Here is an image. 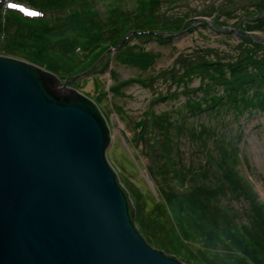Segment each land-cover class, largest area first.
Segmentation results:
<instances>
[{"label": "rangeland", "instance_id": "374dc122", "mask_svg": "<svg viewBox=\"0 0 264 264\" xmlns=\"http://www.w3.org/2000/svg\"><path fill=\"white\" fill-rule=\"evenodd\" d=\"M95 1L99 11L107 9L104 3L107 0ZM141 1L126 4L128 10L116 19L112 13L83 18L94 14L77 17L78 13L65 12L61 18L53 19L47 30L29 26L0 9V54L51 71L62 78L61 82L66 81V86L90 98L98 100V93H102L98 107L113 136L106 155L133 206L135 201L137 203V208L133 209L134 222L147 243L187 264H257L258 256L263 259L264 255L261 253L264 251V226L255 212L251 213L245 196L239 197L222 188L198 192L183 200L189 209L188 215L174 207L176 196L171 194L167 184L183 194L189 183L209 184L197 170L205 163V169L214 173L213 163H208L205 150L216 153L218 147L224 145L238 150L240 163L237 168L249 179L258 201H264V108L253 106L242 110L225 103L197 110L188 105L192 99L202 96L203 83L210 78L202 72V57H221L235 62L237 68L239 63L246 61L250 51L264 54V44L254 45L241 39L236 32L224 31L231 29L228 27L213 29L209 24L212 16L198 13L216 0H176L173 8L163 1L160 10L164 17L186 14L187 19L195 21L194 25L190 28L168 22L170 26L161 36L157 31L145 30L156 36L140 34L134 37L136 28L148 27L147 23L153 18L148 3ZM253 1L232 0L226 7L238 13L241 5L247 6ZM21 2L29 4L26 0ZM2 5L3 0H0V7ZM47 16L45 13L43 17ZM201 17L209 22V27L198 23ZM235 20L236 17H231L227 22L231 24ZM159 22L165 19L162 17ZM107 24L117 29L112 39L118 37L123 28L128 32L115 46L108 47L111 38L108 33L103 34ZM86 27L90 28V35ZM260 27L264 30V25ZM48 39L57 50L67 54L72 63L80 62L82 66L90 61V66L74 74L72 79L67 78L69 71L57 67L43 53V44ZM127 44L132 45L130 50L124 48ZM101 48L102 53L96 56ZM129 51L132 54L127 53ZM226 71L227 79H232L234 73ZM128 77H140L142 82L128 83L115 92L107 90L111 84ZM221 83L214 86L220 92ZM159 93L166 97L158 99ZM259 94L264 95V92ZM256 97L259 99V95ZM151 112L165 121L163 131L150 128ZM143 115L147 117L146 124L139 128L137 123ZM159 134L162 137L170 135L173 142L172 151H169L172 161L165 168L166 174L157 170L159 161H165L158 155L164 154L156 141ZM186 167L190 169L187 172ZM181 174L191 178L189 183V179L181 183L174 176L181 178ZM193 206L200 208L202 213L193 214ZM151 215L158 219L151 224L153 226L149 222ZM212 227L217 232L214 233Z\"/></svg>", "mask_w": 264, "mask_h": 264}, {"label": "water", "instance_id": "95a60500", "mask_svg": "<svg viewBox=\"0 0 264 264\" xmlns=\"http://www.w3.org/2000/svg\"><path fill=\"white\" fill-rule=\"evenodd\" d=\"M66 83L0 54V264H187L140 233L108 123Z\"/></svg>", "mask_w": 264, "mask_h": 264}, {"label": "trees", "instance_id": "16d2710c", "mask_svg": "<svg viewBox=\"0 0 264 264\" xmlns=\"http://www.w3.org/2000/svg\"><path fill=\"white\" fill-rule=\"evenodd\" d=\"M28 3L39 7L43 10L50 11L52 13V16L47 19H36L27 21L17 15L14 12H10L13 16V18H16L20 20L21 22H26L29 24V26L34 25L35 28H39L41 30H47L51 28V22L55 18H61V16L65 12L70 13H78L76 16L79 15H86V14H94L93 16H84L83 18H92L96 15H102V13H112V16H115V19L121 15V12L128 10L129 8L126 4L133 2V0H107L105 1V8H107L104 12L99 11L97 4L95 0L90 2H87L86 0H26ZM138 1L139 0H134ZM166 1L171 8L174 7V4L176 0H142L144 3H148L147 5L151 9V13L153 18L150 19L151 21L147 23L146 28H136V31L133 32L134 37H138V35L143 34L144 36H156L153 32H144L145 30H154L160 33L159 36L162 35L163 32H165L170 25H167L168 22H177L176 24H182L186 27H192L194 25L193 19H187L189 16L186 14L176 15L174 17H169V15H166L164 17V14L161 12V6L162 2ZM232 0H216L212 1L209 4L206 5V7L203 9V13H198L200 16H212L211 22H207L203 19L199 20L198 23H200L202 26L209 27V24L211 27L216 28H233L231 29H225L224 31L231 33L236 32L241 39H245L246 41L250 42L251 44H264V41H262L259 37L253 35L251 32L254 31H260L261 36H264V30L260 27L264 25V0H255L250 3V5H241L240 11L238 13L234 12L235 9L233 8H227L226 5L228 2H231ZM95 3V7H94ZM60 13L58 17L55 16V14ZM223 16V19L221 17ZM165 19V22H159V19L162 18ZM231 17H236V20L232 22L231 24H228L227 19ZM209 23V24H208ZM117 29H115L111 24L106 25V30L103 31L104 33H108L109 37L111 38L109 42V46H115L121 39L127 35V31L125 28L122 29L120 32V35L116 38L112 39L113 33L116 32ZM251 33V34H250ZM130 34V33H129ZM115 36V35H114ZM51 39H48L46 43L43 44V53L50 57L54 64L57 65V67H64L67 71H69V75L67 78L72 77V75L76 74L77 72L84 70L90 66V61L82 66H79V63H72L71 59L65 54L64 52L57 50L55 45L50 41ZM126 44V43H125ZM54 45V46H52ZM107 46V45H106ZM105 46V47H106ZM126 50H130L132 45L127 44L124 45ZM107 47V48H108ZM106 49V48H105ZM104 49V50H105ZM103 49H99L96 52V56L100 55L102 53ZM131 51L127 52L130 53ZM132 54V53H130ZM248 57V58H247ZM246 58V61L244 63H239V67L236 68L235 62H229L221 57H202L200 59V64L202 68V72L207 73L210 75L208 78V81L203 83L202 87V96L197 97L196 99H192V101L188 102L189 106H192L194 109H206L214 106H220L222 104H229L231 107H237L243 109H250L251 107H263L264 108V95H260L259 93L264 92L263 91V85H264V54H254L252 51L249 52L248 56ZM243 60V59H240ZM229 71L228 74H233L234 77L232 79H227V71ZM66 71V72H67ZM75 76V75H74ZM62 79V78H61ZM221 81L223 83H221ZM133 82H142L140 77H128L126 79H122L119 81H116L114 84H111L108 88L111 91L115 92L120 89L121 86H124L128 83ZM222 87V92L215 89L216 84H220ZM255 89V91H254ZM251 90V91H249ZM212 91L213 93H211ZM106 92V91H104ZM103 92V93H104ZM255 94V95H254ZM99 97L98 100L91 97L95 101V103L99 106V98L102 97V93H98ZM259 95V99L256 97ZM90 97V96H89ZM158 99H162L166 96L159 93L156 96ZM255 97V99L253 98ZM221 103V104H220ZM147 115V114H146ZM147 117L143 115V118L140 119L139 128L145 127V121ZM165 122V121H164ZM162 121V118L160 116H157L155 113L150 114V128L152 127L154 130L159 131L164 130V123ZM166 126V124H165ZM167 128H165L166 131ZM160 132V131H159ZM157 137L156 141H159V144L162 146V149H164V154H158L160 157H164L165 161H159V167H157V170L161 172V174L166 172V167L169 166L171 159V154L169 151H172V139L171 136L166 134L165 136ZM142 136V135H141ZM155 139V137H154ZM151 145V143H150ZM166 149L168 151H166ZM205 153H207L206 158H208V163L212 161L213 167L215 172L211 173L207 169H205L206 164L204 163L203 166H200V168L197 170L198 175L205 179L209 184H212L210 186L209 184H201V185H190L189 181L191 178H188L186 175L181 174V178L178 177V175H174L175 177L179 178V181L181 183L186 182L188 180V186L186 193H178L177 190L173 189L171 186L168 188L172 191L171 194L175 196H182L184 197L183 200H185L187 197H192L198 192H210L213 191L214 188H222L224 190H227L231 193L234 192V194H237L239 197L245 196V199L247 198L249 200L250 204V211L255 212L258 221L260 224L264 226V202L258 201L257 193L253 190L251 184L246 180L241 171L237 168L238 163V150L236 148H230L229 146L220 145L216 151V153H212L211 151L205 150ZM166 154V157H165ZM161 160V159H159ZM156 162V161H155ZM173 163V162H172ZM165 166V167H164ZM207 168V167H206ZM187 169V170H186ZM190 170L188 167L185 168V171L187 172ZM211 173V174H210ZM166 174V173H165ZM175 174L177 172L175 171ZM165 180V179H164ZM166 181V180H165ZM126 193L127 189H126ZM129 195V193H128ZM134 208H137L136 201L134 202ZM188 208V207H187ZM189 210V209H188ZM202 211L200 208L193 206V214H201ZM134 222V218H133ZM208 225L212 226L210 223L206 222ZM136 227L139 229L138 225L134 222ZM214 229V233L217 232V230ZM140 230V229H139ZM264 235V233H263ZM227 238V237H226ZM228 239V238H227ZM244 240H246L245 237H243ZM229 240V239H228ZM230 242V241H229ZM262 254H264V251H261ZM263 261H264V255ZM262 258V257H261Z\"/></svg>", "mask_w": 264, "mask_h": 264}, {"label": "bare ground", "instance_id": "6f19581e", "mask_svg": "<svg viewBox=\"0 0 264 264\" xmlns=\"http://www.w3.org/2000/svg\"><path fill=\"white\" fill-rule=\"evenodd\" d=\"M86 28H87L86 30L88 31V34L90 35V28L89 27H86ZM183 199H184V197H182V196H176V198L173 200V202L175 204L174 207L176 209H178L179 211L184 212L185 214L189 215V210H188L187 206L185 205V203L183 202ZM155 210H157V207L153 209L152 213ZM151 217H152V215L149 217V220H151V221H149L150 225L151 224L154 225V221L157 222L158 219H154V217H152V218ZM153 225H151V226H153ZM207 238L213 240V238L211 236H209V235H207ZM256 262H257V264H262V262L264 264V261L261 258V255L258 256V259H257Z\"/></svg>", "mask_w": 264, "mask_h": 264}, {"label": "snow or ice", "instance_id": "6c2138e0", "mask_svg": "<svg viewBox=\"0 0 264 264\" xmlns=\"http://www.w3.org/2000/svg\"><path fill=\"white\" fill-rule=\"evenodd\" d=\"M7 7L9 9H18L19 12L23 13L26 16H36V15H38L37 12L30 11L28 8H25L23 6H20L18 4H15V3H9V4H7Z\"/></svg>", "mask_w": 264, "mask_h": 264}]
</instances>
